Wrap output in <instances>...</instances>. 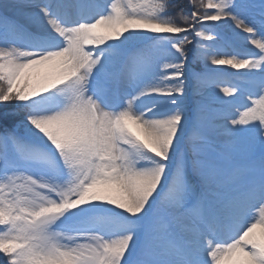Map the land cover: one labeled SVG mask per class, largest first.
Here are the masks:
<instances>
[{
  "label": "snow or ice",
  "instance_id": "snow-or-ice-1",
  "mask_svg": "<svg viewBox=\"0 0 264 264\" xmlns=\"http://www.w3.org/2000/svg\"><path fill=\"white\" fill-rule=\"evenodd\" d=\"M0 264H264V0H0Z\"/></svg>",
  "mask_w": 264,
  "mask_h": 264
},
{
  "label": "rangeland",
  "instance_id": "rangeland-1",
  "mask_svg": "<svg viewBox=\"0 0 264 264\" xmlns=\"http://www.w3.org/2000/svg\"><path fill=\"white\" fill-rule=\"evenodd\" d=\"M191 67H192V64L189 63V68H191ZM226 72L230 74L229 77H228L230 80H232L233 82L240 83L242 87L244 86L243 78L240 76L239 73L231 75L234 72V70H231V69H226ZM189 91H191V90H189ZM216 91L217 90L214 89V88L211 89L210 92H209V96L213 95Z\"/></svg>",
  "mask_w": 264,
  "mask_h": 264
}]
</instances>
